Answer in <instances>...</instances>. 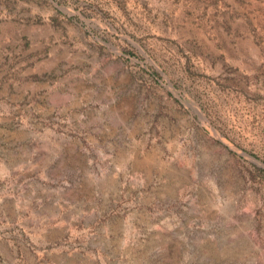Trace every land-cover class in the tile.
<instances>
[{"label": "rangeland", "instance_id": "rangeland-1", "mask_svg": "<svg viewBox=\"0 0 264 264\" xmlns=\"http://www.w3.org/2000/svg\"><path fill=\"white\" fill-rule=\"evenodd\" d=\"M0 264H264V0H0Z\"/></svg>", "mask_w": 264, "mask_h": 264}]
</instances>
